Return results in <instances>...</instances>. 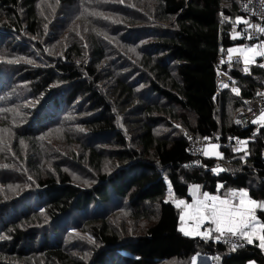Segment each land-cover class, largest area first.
Returning a JSON list of instances; mask_svg holds the SVG:
<instances>
[{"label":"trees","instance_id":"trees-1","mask_svg":"<svg viewBox=\"0 0 264 264\" xmlns=\"http://www.w3.org/2000/svg\"><path fill=\"white\" fill-rule=\"evenodd\" d=\"M241 1L0 0V140L12 135L0 151V236L10 237L0 239V264H192L199 256L264 264L255 246L233 251L184 236L181 209L166 200L169 186L175 199L190 200L197 185L221 197L244 189L264 202V126L235 121L264 91V58L217 66L218 56L243 47ZM83 20L109 25L118 45ZM226 72L235 92L218 91ZM56 132L68 134L70 161L78 153L69 135L86 149L87 164L78 159L75 168L95 183L76 181L57 155L41 168L45 137ZM188 137L217 142L221 157L193 158ZM230 137L249 142L245 160ZM11 189L21 194L10 199ZM127 215L122 231L109 222ZM255 215L264 224V210ZM78 231L90 241L75 246Z\"/></svg>","mask_w":264,"mask_h":264},{"label":"snow or ice","instance_id":"snow-or-ice-1","mask_svg":"<svg viewBox=\"0 0 264 264\" xmlns=\"http://www.w3.org/2000/svg\"><path fill=\"white\" fill-rule=\"evenodd\" d=\"M223 15V13H221ZM236 24H244L248 29L245 38L249 40H257L259 37L252 34L251 29L256 28L261 34H264V27L259 25L250 24L241 16L235 18ZM47 27V25L45 26ZM141 43H144L142 41ZM239 52L243 56V62L248 65L253 57L259 56L264 58V43H258L257 45H250L248 48H229L228 53ZM251 53V54H249ZM31 63L32 61H28ZM264 66V65H262ZM247 72V68L245 69ZM227 87V85H225ZM236 91V89H232ZM260 120L264 121V114H261ZM240 123V121H237ZM179 127V126H177ZM190 139V138H189ZM241 141L237 139L239 145ZM0 144L3 141L0 140ZM218 147H221L215 143L209 145L203 149V156L205 157H221L222 153L218 151ZM233 151H237L236 148ZM247 153L240 156L243 161L246 159ZM214 173L219 171L217 168L211 169ZM31 180V177H29ZM219 188V186H218ZM198 187L196 191L192 192L193 202L191 204H185L184 200H180L177 203V207L184 205V210L179 216V220L183 223L189 220L193 223V227L190 230H185L181 227L179 231L186 237H199L201 236L200 227L207 222V229L203 233V239H214L217 242H223L224 238H235L233 245V251L237 247H243L245 244H251L253 237H258L259 248L264 251V224H262L256 217L255 212L259 208L264 210V202H257L255 199L249 198V192L244 189L231 190L225 193L223 198L221 195L209 194L207 191L200 192L198 194ZM260 225L257 227V225ZM10 237L0 236V239H9ZM243 241L244 243H240ZM195 259V258H194Z\"/></svg>","mask_w":264,"mask_h":264},{"label":"rangeland","instance_id":"rangeland-1","mask_svg":"<svg viewBox=\"0 0 264 264\" xmlns=\"http://www.w3.org/2000/svg\"><path fill=\"white\" fill-rule=\"evenodd\" d=\"M114 1H116V0H114ZM41 10V12H44V9L43 8H41L40 9ZM84 21V20H83ZM100 22V23H99ZM98 23H99V25L100 24H102V23H104L103 22V19L102 20H100ZM83 25H85L86 27L87 26H93V27H95L96 29H97V32H98V34L100 35V36H102V40H108L109 42H111L112 44L111 45H118L117 44V42H116V40H117V38H116V36H114V35H112V33H110V31H113V28H111L109 25H108V27H109V30L108 31H105V30H103L101 27H99L98 26V24L97 25H92L91 23H89V22H86V21H84L83 22ZM242 48H244V47H242ZM120 54H124L125 55V52L124 51H122ZM249 54H251V53H249ZM257 57V56H256ZM256 57H253V59L249 62V64L247 65V66H250V65H252V64H256V61H257V59H256ZM115 60H118V58L117 59H115ZM117 62H121V61H117ZM122 63V62H121ZM131 71V68H129V67H127L123 72H124V74L125 73H129ZM0 93H2V92H0ZM256 100H250V102H255ZM256 103V102H255ZM236 116V115H235ZM0 120H2V118L0 117ZM244 121V120H243ZM255 122L256 123H259V122H262L261 120H260V117L259 118H257L256 120H255ZM237 123V122H236ZM122 125H123V127L124 128H126V126H125V124L124 123H122ZM240 125V124H239ZM13 126H15V124H13V125H9V127H13ZM241 126V125H240ZM168 131V129H166V128H163V129H161L160 130V132H167ZM5 135H6V139H8V140H5V138H3V144H0V151H1V148H2V150L3 149H5V148H10V146H11V144H12V142H10L11 141V139H12V135H11V133H10V131L8 130V131H6L5 132ZM68 136V134L67 133H62V132H56L55 134L54 133H52L51 135H49V136H47V137H45V138H48L47 140H46V143L42 146V150H43V159H42V162H41V164H40V166H41V168L44 170V171H48V168L50 167V164L56 159V155H57V157H59L60 159H65V160H67V164L66 165H63V166H65L64 168L65 169H67V167L68 166H73V171L72 170H70L69 169V172L71 173L70 175L76 180V181H78L79 183H82V185L83 186H86V184L88 183V181H91V182H93V183H95L94 181H92V180H90V179H88L87 178V172H85L84 170H80V172L81 173H79L78 172V170L75 168V167H77L78 165H79V163L77 162V160L78 159H80V162H83V163H85V164H87V162L84 160V157H82V155L86 152V149H84V151H82V148L78 145V144H76V142H75V139L74 138H72V135H69L70 136V139H71V141L69 142L70 144H72L73 146H71V147H73V149H75L76 151H77V155L76 154H74L73 156L72 155H70L71 157H73L76 161H74V162H72V161H70L68 158H67V156L69 155V152L67 151V150H64L63 148L65 147L64 146V144H63V139L65 138V137H67ZM8 137V138H7ZM130 137H132V134H130ZM107 140V139H106ZM105 140V141H106ZM110 141H112V140H110ZM68 142V141H67ZM215 144H217L218 145V143H215ZM197 144L196 143H193V146L195 147ZM23 147V152L25 151V149L28 147L27 145H23L22 146ZM218 151H220L219 150V147H218V149H217ZM247 153L248 152V149L246 150V151H243V152H240V153ZM11 154H13V153H11ZM247 156H248V154H247ZM212 157H215V156H212ZM24 163H26V162H24ZM23 165H25V164H23ZM114 165V163L112 162V160H109V161H106L105 162V166H104V168H105V171H108V172H110L111 171V168H112V166ZM221 170H223V169H221ZM82 175H84V177H82ZM98 175V172H96L95 173V175L93 176V178L94 177H96ZM29 177H32L31 176V174H29V175H27L26 176V179H28ZM165 179V178H164ZM165 180H167V179H165ZM168 181V180H167ZM194 186H197V185H194ZM194 186H191V189L194 187ZM12 190V189H11ZM141 190V187H139V189H138V191H140ZM170 190H172L171 189V187L169 186L168 187V191H170ZM11 192V191H10ZM12 192H16V193H14L11 197H9L10 199H12V198H14V197H16V195H20L21 193L19 192V189H14V190H12ZM4 193H6V191L4 192ZM170 193V192H169ZM177 200V199H176ZM258 203H259V201H257ZM129 215H127V216H122V217H119V218H116V219H114V218H112V219H110L109 220V222H111V223H113V225H115L116 227H118V229L119 230H121L122 231V229L123 228H125V224H127L128 223V221H129ZM146 224L144 223V224H142L141 226H145ZM182 226H180V227H183V228H185V230H190L194 225H193V223L191 222V221H189V220H186L185 222H183L182 224H181ZM207 229V222H205L204 224H202L201 225V227H200V232H201V236H199V238L202 240V241H204V242H206V243H208V242H211V241H213L214 239H208V240H204L203 239V235H202V231L203 230H206ZM84 234L82 233V231H78V232H76V233H74L73 235H72V238H71V241H74V245L75 246H78V239H80V238H83V237H85L88 241H90V238H88L87 236H83ZM254 239H257V238H254ZM253 239V240H254ZM229 247V246H228ZM243 247H246V246H243ZM243 247H238V248H243ZM229 248H233V247H229ZM199 257H201V258H198V257H196L194 260H193V262H192V264H196V261H197V258H198V261L199 260H201L202 259V264H212V263H214V264H219V262H218V259H214V260H212L211 261V259L209 258V256H199ZM247 264H258L257 262H255V261H250V262H248Z\"/></svg>","mask_w":264,"mask_h":264},{"label":"built area","instance_id":"built-area-1","mask_svg":"<svg viewBox=\"0 0 264 264\" xmlns=\"http://www.w3.org/2000/svg\"><path fill=\"white\" fill-rule=\"evenodd\" d=\"M257 4L259 6L260 11L263 12L264 11V0H257ZM225 63L229 64L230 70L235 69L236 66L242 64L240 54L235 53V54L229 55L227 57H225L224 55L218 56L217 65L222 66ZM217 76H218L217 81H218V91L219 92H221V88L223 85L230 86L231 89H236L235 85H237V80H235V79L232 80V78L229 76L228 72L221 73ZM255 100H256L255 101L256 103L250 102V101L246 102V104L249 107V110L237 113L235 116V121L236 122L240 121V123H237V124H240L244 128L250 129L253 127L254 131L256 132L257 130H259V127L255 126L256 125L255 120L257 119V117L259 115L264 114V94H260V96ZM259 124L261 127H263L264 121L259 122ZM237 139H239L241 141V143L239 145L237 144ZM193 143H196L197 145L194 147ZM210 144H211V141L209 139H206V140L201 141V142L195 141L193 139H189L190 156H192L193 158H196L200 154L203 155V149L206 147H209ZM229 145H230V148L232 151L234 148L237 149V151H235V153H240V152L246 151L249 148V142L246 139L241 138V137H230ZM211 242H217V241L213 240ZM221 243H223L226 246L233 247V245L235 243V238L226 237V238H224L223 242H221ZM240 243H244V242L241 241ZM252 244L253 245L245 244V246H255L258 249H260L259 248V239H254ZM262 252L264 253V251H262Z\"/></svg>","mask_w":264,"mask_h":264},{"label":"bare ground","instance_id":"bare-ground-1","mask_svg":"<svg viewBox=\"0 0 264 264\" xmlns=\"http://www.w3.org/2000/svg\"><path fill=\"white\" fill-rule=\"evenodd\" d=\"M240 13L243 14L246 17V20L250 24H255V25H259L261 27H264V11L263 12L260 11L259 6L257 4V0H242L240 2ZM247 32H248V29L246 28L245 25L238 32V38L241 40V42H243V45H241V46L249 47L250 45H257L258 43H264V34L259 33L256 28H252L251 32H252V34H254V35L259 37V42L257 40H249V39L245 38L246 35H247ZM234 48H236V46ZM232 54H235V53L234 52L231 53V54L228 53L226 56H229V55H232ZM259 58H262V57H259ZM240 65H238V66H240ZM229 76L232 77L230 74H229ZM260 94H264V91L260 92L257 95V98L260 96ZM260 116L261 115H259L257 118H259ZM189 138L193 139L195 141H198V142H201V141H204L206 139H209V138L197 139V138H194V137H188V142H189ZM209 140L211 141V144L212 143H217V142H215V141H213L211 139H209ZM196 158L203 159V158H207V157H205L202 154H200ZM219 243H221V242H219ZM249 245H253V244L251 243Z\"/></svg>","mask_w":264,"mask_h":264},{"label":"crops","instance_id":"crops-1","mask_svg":"<svg viewBox=\"0 0 264 264\" xmlns=\"http://www.w3.org/2000/svg\"><path fill=\"white\" fill-rule=\"evenodd\" d=\"M239 47L240 46H236V48L237 49H239ZM234 53H237V54H239V52L237 51V52H234ZM256 59L257 60H259V58L258 57H256ZM264 62V61H263ZM197 187H198V189H199V191H198V194L200 193V192H202V190H201V188L199 187V186H194L192 189L190 188V200H184V202H185V204H191L192 202H193V196H192V192L193 191H196L197 190ZM168 191V190H167ZM170 192V191H169ZM169 192H168V194H167V197H166V200L167 201H170V202H172L176 207H177V203L180 201V200H182V199H175L173 196H172V194H173V192L171 191L170 192V194H169ZM223 198V197H222ZM250 198V197H249ZM251 199V198H250ZM178 208H180L181 209V212L184 210V205L182 204V205H180ZM182 226V225H181ZM260 225L258 224L257 225V227H259ZM181 228V227H180ZM203 233L205 232V230H203L202 231ZM203 233H202V235H203ZM254 238H258V237H253V239ZM198 258H201V257H198ZM198 258H197V261H196V264H202V259L201 260H199L198 261ZM210 264V263H209Z\"/></svg>","mask_w":264,"mask_h":264},{"label":"clouds","instance_id":"clouds-1","mask_svg":"<svg viewBox=\"0 0 264 264\" xmlns=\"http://www.w3.org/2000/svg\"><path fill=\"white\" fill-rule=\"evenodd\" d=\"M249 149V148H248ZM258 239V238H257Z\"/></svg>","mask_w":264,"mask_h":264}]
</instances>
